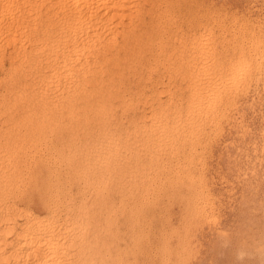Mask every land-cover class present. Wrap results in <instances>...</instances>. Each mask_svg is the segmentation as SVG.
Instances as JSON below:
<instances>
[{
    "label": "rangeland",
    "instance_id": "rangeland-1",
    "mask_svg": "<svg viewBox=\"0 0 264 264\" xmlns=\"http://www.w3.org/2000/svg\"><path fill=\"white\" fill-rule=\"evenodd\" d=\"M0 1H1L0 4L7 3L6 2L7 0L5 1L0 0ZM49 1L42 0L40 2L41 4L40 11L45 10L47 7V10L51 9L50 11H53V14L56 15V11L54 10L57 8L59 9L60 6L61 8L59 10H62V12L66 11L64 14L68 13V10L71 9V8H67L70 6L67 3H65L66 6L64 7L65 4L63 5V3H60L58 6V4L56 3H55L56 5H54V1L53 2H51V0ZM158 1L156 0L154 2L155 4L153 3L152 6L154 7L155 5L156 8L158 6L157 4L161 5L160 7L158 6L159 9L157 8L158 11L156 12L157 13L160 12V15L158 16V19L160 20V24L162 25L165 23V26L167 25V27H164V25H162L163 29L162 28L159 29L160 33L157 36L159 41L156 39L154 43L152 42L151 45L152 52L150 54H145V58L143 56L144 54H139L140 56L142 55V57L138 55L136 58L139 57V59L141 60L135 58L138 62H136V60L134 59V63H138V64H135L134 65L135 67H133L132 65L133 63H132L131 64L132 66H130L129 69L130 71L132 68V71L130 72L127 71L128 73L127 78L129 80V81L127 80V83L131 87L130 89L127 90L126 97H128L129 100L131 99V97L129 96H132L131 93L133 94V92L130 91H135L134 89L132 90V88L135 87L136 88L135 93L136 92L137 93L136 95L133 94L132 96L133 100H135L137 104V101L139 100L137 95H139V97L141 95L142 98L140 97L138 105L135 104V101H131V100H130L131 104L129 103L130 104L129 105L128 104L129 101H127L128 99H126L125 103L129 106L127 109L129 113H127V111L125 113L124 111L125 106L124 107L122 106L121 110L123 109V111H121L119 110L120 106H118L117 108V105L116 107L115 105H113V109L115 107L117 111L116 110L113 111V109L111 108L112 113L110 111L109 112L110 114L116 113L115 115L116 119L118 117L119 119L121 118V120L123 119L122 121L124 125H121L122 128L124 127L123 129H125L126 127L128 129L130 128L129 125H126L125 123L126 120L129 119L127 121V123L129 124V121L134 123L135 119H140L144 117L141 122L137 123V124L140 123L138 125L139 129L136 127L138 131L136 132V135L138 136L139 134L141 139L144 138L145 132L146 134L148 133L147 128L149 129L150 127V130L152 128L153 130H155L158 124L156 123L158 121L152 119L155 118V116H159L160 120L162 121L161 123L164 122L167 126V129L173 131L174 135L170 139L167 138L168 140L166 141H161V144L157 145L158 147L154 145L155 147L154 149L151 146H152V141L154 139L156 140V136L153 133L154 132L153 130H151L152 132L150 135L149 134L150 130H149V133L147 135L148 136L150 135L149 140L151 144L149 143L150 146L148 147L149 141H147V143L144 142L146 147H148L146 149V147H144L145 145H143L144 143L140 145L139 142V140H141L140 137L139 139H137L134 132H132L131 134L126 136V138L128 137V139L126 140L128 141L127 143L129 144V146H131L132 144L133 152H121L122 155H120L119 152L118 153L116 152V155L118 156L120 155V157L117 156V158H115L113 157L115 155L112 154L111 159L113 160H110L108 163L110 167L111 163L113 165L114 162L119 158L120 160H117L118 164L120 161L124 162L126 160L124 162V166L123 163L121 164V162L119 164L120 166L117 165V161H116L114 166L113 167L111 166L112 169L115 170L112 171L110 167L109 168L110 174L108 173L109 176H107L108 175L107 174L104 177L98 171L93 172L96 174H92V176L89 178L90 181L88 182L93 184L95 183L96 180H98V184L96 181V184L92 185L93 187L90 186L91 190H89V188L87 190L85 189L86 191H84V193L83 192L79 193L80 194L79 196L77 192H75L74 184H76L77 186L76 181H78L81 176H78L76 178L74 184L73 181L70 182L67 181V183L64 184L66 182L65 181L66 178L64 179L63 176L64 170L61 169V166L63 168L66 165L67 166L70 165L71 164L70 161L73 163L72 160L74 159L75 161L76 158L67 161L60 159L61 161L58 160V162L57 160L55 162V160L49 158L47 149L44 145L47 144L50 145L49 144L50 142L55 141L54 140L55 138L52 136H49L48 138L46 137L40 140V142L34 143V145L32 146L30 145V143L29 144L26 143V142H31L30 141L31 139L29 141L27 140L24 145L28 144L25 147V149L27 148L26 150L28 152H21L20 154L22 158L20 156L19 158L20 160H18L19 162L17 161L18 164L16 162L17 165H19L21 161H23V164L25 162L24 165L22 164L23 166L20 165L22 168H19L20 172H19V177L17 179V181L19 182L16 181L15 182L17 183L15 184L16 186L12 185V189L11 190L9 189L10 191H7L6 193L11 194L14 187H15L14 191H16L21 187L20 185H23L25 183L26 186L23 185V187H21L18 190V192L21 193V194L18 193L19 195L17 194V192L15 193L13 191L15 193L14 195L17 198L12 197L13 192L12 195H9L12 197V198L10 197L11 200L14 199V201L13 200L11 201L9 197L8 199L6 198L5 199L7 200V202H12L14 204L17 203V206L19 208L21 207L23 209H26L28 207V209H26L28 212H30L31 210V213L34 212L35 214H44L46 207L45 206L43 207V204L42 205L38 204L37 203L38 200H36V198H38V193H41L42 191H44L45 193L46 190H48V188L47 189L45 188L47 187L46 185L48 184L47 181H41L40 176L37 177L38 176L37 174L39 173V171L40 172L42 171V173L45 174L43 178L46 179L47 176L46 166L49 165L52 167L54 166L53 168H55L56 170L61 169V172H63L61 173V177H60L62 178V180L60 179L59 183L62 182L63 186L64 187L66 186L64 188L65 190L66 189L68 190L69 186L70 189L72 190V191L68 190L69 192H67L66 190L65 192V190L62 189L64 195L67 194L66 196H68V194L69 193L71 194L72 192L73 193L72 197H74L75 199L76 198L80 199L81 195L84 194L81 198L82 200L85 199V201L88 202V200L91 201L93 199L92 193L95 192V194L93 193V195L94 197H96L94 199H96L97 204L96 201H94L95 204L93 203V201L91 203L94 204L95 206L97 205V208L94 206V209L96 210L102 208L101 210H103L105 209L103 208V205L106 207L104 214L105 215L104 217L106 218L104 219L106 220L108 218L107 220L109 222L106 223L107 226L106 224L103 223V226L104 228L106 226L110 229L106 228L105 229L106 232L101 236L103 238H107L109 235L108 232H110L111 230L113 231L114 229L115 233L114 232L110 233L109 235L110 237H108V239L109 238L111 239V234L118 237L116 238L112 237L111 240H115L114 243L112 241V244H110L109 247L107 245L109 251L108 255H111L110 257L112 258H110L111 260L110 262L109 256L106 255L107 260L105 259V263L107 262L109 264L110 262V264H116L117 261L118 264L121 263L123 264L124 262H126L127 264L129 263L134 264L133 262L130 261L133 259L135 261V264H264V60H263L264 37L258 36V31H257L259 30L257 29L259 23L262 24V25L259 24L261 26V31L262 32L264 31L263 30L264 0H262L261 2H259L258 0H173V1L168 0L169 2L167 0H163V1L158 0ZM171 2H173V5ZM50 3L52 4L50 5ZM258 3L260 5L263 4L262 5L263 8L262 6H260L261 9L256 11L259 8ZM42 5L46 7L42 8ZM62 6L64 9L62 8ZM165 9L169 10L170 12L166 11ZM261 10L262 12H260ZM58 12L59 11H57V13ZM64 14L60 13L56 17H54V22L56 21V23L52 24L53 25V28L51 29L52 31L50 30L49 32L50 36H52L51 34L54 33L53 30L55 29L60 30L61 28H63L61 22L65 18ZM162 14H165V16H162ZM59 15L63 18L62 20L59 17ZM257 15L258 16L261 15V16L258 17ZM137 16L138 15L136 14V17ZM256 16L258 17V19ZM57 17L58 19L60 18L59 19L60 22H58L59 20L57 19ZM162 18L164 19L162 20ZM254 19L255 21H253ZM135 20L136 23L138 22V19L134 18L133 24L135 23ZM257 20H259V23H257ZM198 23L200 24V26L202 25L201 27L199 26L200 28L198 27V25H196ZM204 26L206 27L205 33H207L210 38L215 39V43L214 45L213 44L208 45V47L205 48V50H208L206 55L202 53H200L199 55H192L191 54L192 51L188 52L186 48H183V45L181 47L182 42L179 43L180 41H182L181 34H184L183 36H186L188 33L194 30L196 31L201 30V32H203ZM164 28L166 29L168 28L167 33H165L166 30H164ZM195 28H197L198 30ZM55 34L56 33H54V35ZM124 35L128 37L126 33H124ZM256 35L258 36V39ZM123 36L120 37L118 33L115 38L117 40L116 42L119 43L120 41L121 43L126 41L127 38L125 39V36L124 37ZM161 39L163 42L160 41ZM22 40H24V38ZM1 41H5V40H1ZM16 41L14 43L18 45ZM34 42L32 41L31 43ZM0 43L2 45L0 46L1 48L3 47V45L6 47L5 50L4 48H2V52H4V54H6L7 52L6 55H4L3 53L0 55L1 57L4 55L3 56L4 61L1 60L3 59V57L0 58L1 60L0 65L6 67V68H3V66L0 67L1 68L0 70L1 71L3 70L4 72L3 73L0 71V74H2L0 75V95H2L0 96V117L2 116L0 119L1 120L3 119L6 123L8 122L7 118H9L11 115L10 112L8 111L9 109L5 107V104L7 105V103L9 102V97H11L8 90L10 88L8 87L7 80L10 81L9 84L12 82V85H10V87L13 86L14 83L15 85H17L16 83H18V85L21 83L19 79H23L22 73L26 74V78L24 79L26 81L29 80L33 76L32 74L31 76L29 72L30 71L29 69L33 65L34 66L31 69L35 68L36 71H33L34 70L33 69L32 73L35 75L41 74L42 70L43 69L45 70L48 67H46L47 65L44 66L45 68L42 67L43 65L40 66L38 64V62L40 63L39 60L43 59L44 56V59L41 60V62H43L42 64L44 63L48 64L49 62H51L52 61L51 58L53 57V54L55 56V53L58 52L56 51V49L59 46H57V48L56 47L54 48L56 52L53 50V52L55 53L51 54V57L49 56L50 53H45V52L41 53V55L43 54V56L41 55H38L37 57L35 56V59L37 60V62H35L34 56L31 57L30 59L27 58V55H29V53H27L28 49L26 46L24 47V49H22V52L23 50L25 51L26 49L25 53L23 52V55L25 54L26 56V58L24 59L25 56L23 57L21 53V49L20 51L18 49L17 50L18 52L16 51V49L14 50V48H20V47L13 46V44H11L13 42L6 41V44L10 43L9 46L7 45L8 47L4 44V42H0ZM24 43L26 45V41ZM156 43L157 45H155ZM9 47H11L16 53H18L17 55L21 53L20 55L23 57V59L20 58V55L18 59L17 58L18 56L14 55L15 52L13 51L14 52L13 53L12 49ZM8 50L9 51L11 50V52L8 53ZM239 50H243L244 52L251 50L250 53L255 55H256L255 53L256 51L258 53L256 56L257 57L256 62H253L251 64L249 62V66H250L249 71L246 73L239 74V75L243 74L245 79H243L242 82H239L241 85L238 83L237 88L233 90L236 91V93H233V91L231 92V96L233 94L232 98L230 94H227L225 96L224 101H221L217 95L216 97L213 98V104L209 108L200 107L193 112V117L189 118L190 115L188 114L190 112L187 111V105L190 103V99L192 98L191 96L193 92L202 91V89H204L203 88L204 86L206 85L209 86L211 80L220 74V70H221L220 63L223 60V58L226 57L227 58L226 61L228 62V58L231 57L234 52H238ZM185 51H187L188 53ZM261 51L263 52V55ZM44 54H46L48 57ZM155 54H157V56H154ZM11 55H14L13 57L15 60ZM147 55L150 57L149 61H147L148 60ZM152 55L154 57V60L156 59L155 61L151 60L153 59V57H151ZM8 57H11L10 59L11 60L13 59L12 61L19 62L20 63L19 66L22 65L23 67V68L21 67L22 69L20 68L21 71L20 70L16 71L17 76H15V72L12 73L10 71L11 70L10 63L12 61L7 62V60H10L8 59ZM16 58L18 61L16 60ZM29 60L34 61V63ZM142 60L148 62L150 67L149 66L147 67L148 64L147 63H146L147 65L144 64ZM24 62H26V64ZM141 62L145 66L142 65V67H140ZM152 62L154 63L152 64L151 67ZM23 64L26 66H23ZM50 64L51 63H49L48 66ZM8 65L10 66V69H8L9 68ZM28 65L29 66L31 65V67H29ZM24 67H27L28 69ZM40 68L42 69L41 73L40 71L37 70V69L40 70ZM148 68H152V69L148 70ZM23 69H25V71H23ZM140 71L142 73V76ZM6 72L8 73L10 72L12 76L10 73L6 74ZM19 72L21 75L19 74ZM132 72L133 73L135 72L134 77L132 75ZM137 72H138V76L140 75L139 77L136 76ZM18 75H20V77ZM147 75H149L148 77L150 78L143 81L144 79L142 78L143 77L145 78V76L147 77ZM247 75L249 76V78L246 80ZM28 76H30V78ZM135 76L136 78H139V80L141 79L140 85H142V87L144 86L149 87L151 81L153 82V84L151 83L152 87L150 85V88H146V91L144 88L140 87V85L136 84L137 85L136 87L134 83H136V80L138 79H136ZM251 77L254 78L250 81L249 79H251ZM1 78L3 79V81ZM14 78H15V82L13 83L14 80L11 81V79ZM130 78L131 80L136 79L135 82L131 81ZM4 80L6 81L4 82ZM130 82H133L132 83L133 85L130 84ZM144 82H146L145 83L146 85L144 84ZM3 84L5 87L3 86V88H1ZM6 86L8 89L6 88ZM138 87L139 89L144 90L143 95L141 90L138 89ZM137 90H139V92L141 93H138ZM127 94L129 96H127ZM147 95H151L152 97L156 95V97L155 96L154 97L156 101L158 100L159 104L158 103L155 104L154 100H151L152 99L151 96L150 97L148 96L149 97L148 98ZM234 95L237 96L234 97ZM135 96L136 99L134 98ZM30 99L31 98H29L28 100V98H26L25 101L26 102L28 101L27 103L32 102V100ZM149 99L151 100V102L149 101ZM6 100H8L7 103ZM146 100L149 102L147 106L145 105L147 103ZM26 102H24V104L22 105L23 107L25 106ZM151 105L154 107H152ZM130 106H132L133 108L132 110L130 109ZM21 107H19L20 110ZM151 109H153L154 111ZM20 110L17 108L18 112ZM134 110L138 111V113L140 111L139 113L140 118L137 117L138 113L135 112ZM119 111H121L125 116L126 114L129 115V117L132 116L131 118L132 119L134 118L133 119L134 121H131V119L128 117H125V119L126 118L127 119L124 120V116L121 115V112L120 115L118 114ZM131 111H134V113ZM112 116L110 115V117ZM149 116L152 117L151 119L153 121L152 120H149L150 122L148 121ZM76 117L80 118L78 114ZM79 118L75 120V122L78 121ZM115 118L113 117V119L110 120L114 122ZM119 119H117L116 124L120 126L121 120ZM67 120L66 118H64V121H62L63 126L60 125L62 126V128L65 127L64 124L67 126H70V124L77 125V123L74 122V119L73 122L69 121L68 124H66ZM136 122L137 121H135V123ZM143 122H145V124ZM146 122L147 123L149 122L152 126H150L148 123L149 127L147 125L145 126L147 128H145L144 125L147 124ZM5 123L3 122L0 124V130H1L0 132H2L4 128H6L5 127L6 125L3 126ZM112 124L113 126L116 125L115 123ZM74 125L73 127L76 128L77 126ZM21 127L22 130L21 132L20 131L19 132L22 134L24 132V128L23 126ZM59 129L57 128V130L55 129L53 132H58ZM63 129L65 130V128ZM15 130L17 132L20 129L17 130L16 128ZM78 130L80 132V129ZM78 130L76 129L77 133H75V138H76L75 140L79 141L80 142L79 144L81 145V143L84 141V138L82 137V130L80 133L78 132ZM140 130L142 131V133H140L141 132ZM19 132L16 134L18 135ZM64 133H66V131H64ZM152 133L155 136V138H153ZM21 134L18 136H21ZM76 134H78L77 135L78 137L76 136ZM63 137H65V135ZM46 139H48L49 143L47 142ZM153 143H155V141H153ZM29 146H30V151H29ZM33 146H36L38 149L36 148L34 149ZM147 150H149L150 152ZM41 151L43 152V154ZM25 153H28V155L27 154L25 155ZM29 159H31V161ZM68 161L69 163H67ZM29 162H30V166H29ZM31 162L33 165L31 164ZM58 163L59 165H56ZM25 165L26 167H28L27 169H29L30 175L28 172H26L28 170L26 169ZM43 165L45 169L44 167H41ZM121 165L123 166L124 171L123 168L119 169ZM116 166L118 167L115 168ZM125 167H127L128 169ZM126 170L129 171L127 172ZM111 172L112 173L115 172V177L113 176L114 174H111ZM26 173L28 174V177L25 176L27 175ZM98 173L100 174V176L98 175ZM117 173H119L120 175L116 179V175L118 176ZM125 174H127L128 176H126ZM97 175H98V179L96 177ZM111 175L114 178H112ZM121 175H123L124 177ZM120 176H121V180H120ZM100 177L102 179L104 178V180L102 179H101L102 181L99 180ZM106 177L112 178V179L109 178L112 185L111 187L109 184V179ZM105 178L108 179V181ZM20 179L25 182L21 181ZM122 181H124V184ZM103 182L105 183L103 184ZM120 182L122 184H120ZM38 183L40 184V186ZM80 183L81 182L79 180L78 185ZM118 183H119V187H118ZM32 185L34 186V188L36 187V191L34 190V188L33 190H31L32 188L30 187ZM94 185L96 189L94 188ZM96 185H98L101 189ZM121 185L123 187H121ZM101 186H103L104 188ZM108 186L109 189L113 188V191L109 190ZM113 186L115 187V190ZM122 188L124 189V191H121L123 190ZM98 189H100L101 191L99 190L98 192L97 191ZM116 189L117 192H115ZM104 190L108 192L107 198L105 197L106 194L102 193ZM27 192L28 195L30 194L28 197H27ZM113 192H115L116 194ZM61 193L58 194L61 195ZM86 193L88 198L87 200L85 198ZM89 193L91 195H89ZM112 193L113 196H110L112 195ZM17 195L19 196V198ZM6 196L4 195V197ZM88 196H90V199ZM97 196L99 198H97ZM102 196L103 199L105 200L104 202L106 205L103 204L102 201L100 200ZM124 197L126 198V200H124L125 199ZM5 199L4 201H6ZM26 200L27 202H25ZM118 201L119 203L122 201L120 203L121 205L118 203ZM99 202L102 203L101 204L102 207L100 206ZM123 202H125V204ZM19 203L20 205H18ZM25 203L26 204L28 203L27 206L25 205ZM109 203L110 205L113 203L112 206H110L112 209L111 211L110 209L109 211H107L109 207ZM123 204L125 205L126 208L123 206ZM113 205L114 207H116V209L117 208L118 209L117 210L115 208L113 209L112 208ZM0 207L2 209V205H0ZM35 208L36 211L34 210ZM119 209L120 211L123 210V213L120 212ZM136 209L140 210V212L137 211L138 212L137 213ZM107 212L109 213L114 212L113 216L112 213H110L111 216L110 214H108V216H110L108 217ZM0 213L3 212L0 211ZM120 213H122V215ZM116 215L118 216V218L116 219L117 222L119 221L118 223L116 222V220L112 221V219L117 217ZM124 215L125 217H123ZM120 216H122L123 219L125 218L124 219L125 221L127 217V222L128 219L129 221H131L130 224H132L133 221L137 220L138 218L139 219L137 220V223L135 221V223H133L134 225L132 224L133 227H131L129 223L127 226V222L125 223L124 220L120 218ZM110 219L112 222L110 221ZM123 222L126 225H124ZM119 223L121 225H118ZM135 224L140 225L138 226L137 230ZM120 227H122V229ZM127 227H131L132 229L135 228L133 229L134 235L131 236V234L133 233L132 229ZM124 228L126 230H123ZM135 230L138 232L137 235L138 241L137 239L136 240L133 239V236L134 237L136 236ZM119 231L121 233H118ZM122 232L126 236L123 234L124 237L121 240L125 241V243H127L126 245L123 241L122 243L120 240V238L122 237ZM129 236L132 238L131 240H129L130 239ZM116 239L118 242H116ZM121 243L124 244L125 246L123 250L125 251L127 258H125L124 252H120L118 250L124 247ZM116 244H118L117 249H116ZM114 249L116 254L114 253ZM135 249L137 250V252L135 251ZM128 250H130L131 254H127L129 253ZM133 251H135L134 255H133ZM121 253H123L124 255L123 254L121 255ZM132 255L134 257H131ZM116 258H118V260H116ZM121 259H123V262ZM125 259L127 260L125 261ZM119 260H121V262ZM96 263L99 264V261Z\"/></svg>",
    "mask_w": 264,
    "mask_h": 264
},
{
    "label": "bare ground",
    "instance_id": "bare-ground-1",
    "mask_svg": "<svg viewBox=\"0 0 264 264\" xmlns=\"http://www.w3.org/2000/svg\"><path fill=\"white\" fill-rule=\"evenodd\" d=\"M41 1L42 0H7L6 1L7 3L0 4V42H4V44L6 46L7 45L9 46V44H10V43L6 44V41L7 42H9V41L13 42V43H11V44H13V46L20 47V48H14V50L16 49V51H17L19 49V51H20V49H21L22 55H23V52L25 53V51H26V49H25V51L23 50V52H22V49H24V47L26 46L28 49L27 53H29V55H27L28 59H30L33 56L35 59V56L37 57L38 55H41V53H43V52L50 53L49 56L51 57V54L58 51L55 53V56L53 54V57L51 58L52 61L49 62V63H51L49 66H48L49 63L48 64L44 63L45 65L42 64L43 62H41V60L44 59L43 54L41 55V56H43V59H41V60H39L40 58L38 59L40 61V63L38 62V64L40 66L43 65L42 67H44L47 65L46 67H48L45 70L44 69L42 70L41 69L42 67L40 68V70L37 69L38 71H40V73L42 70L41 74L35 75L32 73L33 71H36L35 68H33L34 70L31 69L34 66L32 64L33 65L32 67H31V65L30 66L28 65L29 67H31L29 69L30 75L31 74L33 75V76L31 75L32 76L31 78H30V76H28L30 79L27 77L29 80L26 81L24 79V78H26V74H23V73H22V75H23L22 77H23L24 81H23V79H19L21 81V83L19 82L20 83L19 85H18V83H16L17 85H15V83H14L15 78H14V79H11V81L14 80L13 81L14 84H13V86L10 87V85H12V82L9 84L10 81L7 80V82H8L7 84H8V87L10 89H8L7 86H6V88L9 90V94L11 95V97H9L8 103H7L8 100H6L7 105L5 104V107H7L9 109L8 110L6 108L10 112L11 115L9 118H7L8 122H6V123L3 119L2 120L0 119L1 123H3V122L5 123L3 126L6 125L5 126L6 128L3 127L5 130L3 129V131L0 132V205H2V209L0 207V211L3 212V213H0V264H97L96 262H98V261H99V264H108L107 262L105 263V259L107 260L106 255L109 256V260H110V258H112V257H110L111 255H108L109 254L108 247L110 244H112V241H113V243L115 241V240H111L112 237L116 238L118 236H114L113 234H111V239L110 238L108 239V237H110L109 236L110 233H113V232L115 233V230L113 228H112L113 231L109 230L110 232H108L109 235L107 238H103L101 236L102 234H104L106 232L105 231L106 228L110 229V228L106 227L107 226L106 223L109 222L107 220L108 218L106 220L104 219V218H106V217H104L106 207L103 205V208H105L103 210H101L102 208H99L96 210L94 209V206H95L94 201H96V199H94V198H96V197H94L93 193L95 194V192L92 193V197L94 200L91 198L92 200L91 201L88 200V202L85 201V199L82 200L81 197L84 194L81 195L80 199H77V198L75 199L74 197H72V194H73L72 192H71V194L69 193L68 196H66L67 194L64 195L63 190H65L64 188L66 186L64 187L62 182L59 183V180L60 179L62 180V178H60L61 173H63V172H61V169L64 170V173H63L64 179L66 178L65 183L63 180L64 184H66L67 181L68 182L73 181V184H74V181H76V178L78 176H81L79 179L81 183L78 185V182H79V180H78V181H76L77 186H76V184H74L76 187L73 185L75 192H77V194L79 196L80 195L79 193H82V192L84 193V191H86L88 188H89V190H91L90 186H92L93 184H96V181L98 184V180H96L95 183H93V184L88 182V181H90L89 178L92 176V174H96L93 172L98 171L104 177L110 172L109 168L111 166L113 167L117 160H120L118 158L114 162V164L112 165V163H111V166L109 167V165H108L109 161L113 160V159H111L112 154L115 155L113 157L117 158L118 155H116V152L117 153L119 152L120 155H122L121 152H133L132 144H131V146H129V144L127 143L128 141L126 140V139H128V137L126 138V136H128L129 134L134 132L137 139H139L140 136L138 133H137L138 134V136H137L136 132H138L137 128L139 129L138 125L140 123L139 124H137V123L141 122L144 117L140 118V114H139L140 111L138 113V111L134 110L139 115V116L137 115V117L140 118V119H135V121H137L135 123V121L133 120L134 118L133 119L131 118L132 116L129 117V115H127V114L125 116L121 112V111H123V109L121 110L122 106L123 107L125 106V108H126L127 104L125 102H126V99H128V97H126V93H127V90L130 89V87H131L127 83V80H128L127 71H129L130 66L133 65V67H135L134 65L138 64V63H134V59L139 54H144L143 56L145 58V54H150L152 52L151 45H152V42L154 43L156 41V39L158 40L157 36L160 33L159 29L160 28L163 29L162 25H164V27H167V25L165 26V23L161 25L160 20L158 19L160 12L157 13L156 11H158L157 8L159 9V7L161 5L156 3L159 7L157 5H156L157 6L156 8H155V5H154V7L152 6L156 0H154V1L153 0H51V2L54 1V5L58 4V6H59L60 3H63V5L65 3H67L71 6V7L70 6L67 7V8H71V9H69V10L66 9V10H68V13H66V14H64L66 11L63 10L64 12H62V10H59L61 8V6L59 9L57 8L58 10L55 9L56 8L55 7L54 11H56V15L53 14V11H50L51 9L47 10V7L44 5H42V8L46 7V9L43 11H40L41 10L40 9L41 8L40 7ZM161 1H163V0H161ZM258 1L261 2L262 0H258ZM158 2H160V1H158ZM45 3H47V2H45ZM171 3L173 5V2H171ZM51 4L52 3H50V5ZM263 4H261V5L259 4V8L256 11L260 10L261 9L260 6H262ZM65 6H66V4L64 5V7ZM187 6H189V5H187ZM170 7H171V5H170ZM38 8H39V10H38ZM62 8H63V6H62ZM262 8H263V6H262ZM165 10L169 11L167 9H165ZM262 10L260 12H262ZM57 11H59L60 13L65 15L64 19L59 15L61 20L63 19L61 22L63 25L62 26L63 28L60 29L61 31L56 30V29H55L56 31L53 30V32L56 34L54 35V33H53V34H51L52 36H50L49 32L53 28L52 24L56 23V21L54 22V17H56L58 14H60L59 12L57 13ZM162 13H164V12H162ZM263 13H264V11H263ZM136 14L138 15L137 17H136ZM165 14H162V16H165ZM53 15H55V16H53ZM64 15H62V16H64ZM260 16H258V17H260ZM258 17H257V19H258ZM134 18H137L138 22L136 23V20H135V23L133 24ZM57 19H58V17H57ZM163 19L164 18H162V20ZM253 21H255V19ZM58 22H60V20ZM199 23L196 24V25H198V27L200 26ZM257 23H259V20H257ZM263 23H264V20H263ZM259 24H261V23H259ZM259 24H258V26L256 24L257 29H259V30L256 29L258 31V36L264 37V33H263L264 31L263 32L261 31V26ZM253 25H254V23H253ZM55 26H56V24H55ZM203 28H202L203 32H201V30H199V31L194 30L190 33L187 32L188 34L186 36H183L184 34H181L182 36L180 35L182 37V41L179 42V43L182 42L181 47L183 45V48H186L188 52L192 51L191 52L192 55H199L200 53L206 55L208 50H205V48L208 47V45H212V44L214 45V43H215V39L210 38L209 35L207 33H205L206 27L204 26ZM192 29H194V28H192ZM195 29H197V28H195ZM164 30H166L165 33H167L168 28L167 29L164 28ZM187 31H188V29H187ZM257 31H256V33H257ZM118 33H119L120 37L123 36L124 33H126L128 35V37H126L124 35L125 39L127 38L126 41L121 42V43L119 41V43H117L116 42L117 40L115 38H116V35ZM164 36H165V34H164ZM258 36L256 35L257 39H258ZM23 38H24V40H22ZM150 38H151V40H150ZM1 40H5V41H1ZM183 40H184V42H183ZM15 41L17 42L18 45H16L14 43ZM22 41H24V42L26 41V45ZM32 41L33 42L35 41V42L31 43ZM160 41H162V39ZM155 45H157V43ZM0 46H2L1 43H0ZM57 46H59L60 48L58 47L59 48L58 49ZM55 47L58 50L56 49V51H55V49H54ZM2 48H4V50H5L6 47L3 45ZM2 48L0 47V50H1L0 55L2 53L4 54V52H2ZM9 48H11V47H9ZM159 49H161V48H159ZM14 50L12 49V52ZM53 50L55 52H53ZM162 50H163V48H162ZM187 51H185V52H187ZM250 51L251 50L244 52L243 50H239L238 52H234L232 54V56L228 58V62L226 61V59H227L226 57L223 58V60L220 63L221 64L220 65V67H221L220 68L221 69L220 74L217 77L213 78L212 80L210 79L211 82L209 80V82H210L209 86L208 85L204 86L203 87L204 89H202V91H194L193 92V94L191 96L192 98L190 99V103L187 105V111L190 112L188 114V115H190L189 118L193 117V112L195 110H197L198 108H200V107L209 108L213 104V98L216 97L217 95L221 101H224L225 96L227 94H230V96H231V92L237 88L238 83L242 82L243 79H245L243 74L242 75H239V74L248 72L249 67H250L249 62L251 64L253 62H256V60H257L256 56H257L258 52L256 51L255 52L256 55H255V54L250 53ZM9 52H11V50L10 51L8 50V53ZM159 52H160V50H159ZM15 53H14V55L18 56L17 58L19 59V55L21 53L19 55H17L18 53H16V54ZM6 54H7V52H6ZM6 54H4V55H6ZM14 55H11V56L13 57ZM44 55H46V54H44ZM262 55H263V52H262ZM24 56H25V54L23 55V57ZM147 56H146V58H147ZM154 56H157V54H155ZM2 57L0 56V58H2ZM23 57L20 55V58L23 59ZM140 57H142V55ZM151 57H153V55ZM10 58L11 57H8V59H10ZM17 58H16V60H17ZM25 58H26V56L24 57V59ZM149 58L150 57L148 56V60L147 59L146 60L149 61ZM13 59H14V57H13ZM45 59H47V58H45ZM136 59H139V57ZM1 60L4 61V57ZM1 60H0V62H1ZM12 60L11 59L7 60V62L12 61ZM48 60H49V58H48ZM139 60H141V59H139ZM144 60H142L144 62V64H146V63L148 64V62H146ZM151 60H154V57ZM263 60H264V57H263ZM29 61H31V60H29ZM31 62L34 63V61H31ZM35 62H37L36 59H35ZM136 62H138V61L136 60ZM24 63L26 64V62H24ZM153 63L154 62L151 63V67H152ZM10 64H11V70L10 71L12 73L15 72V76H17L16 71L17 70L19 71L20 68L22 67V65L19 66L20 63L16 62V61H12ZM140 64H141L140 67H142V65L145 66L144 64H142V62ZM1 66H3V65H0V67ZM23 66H26V65L23 64ZM148 66H149V64L147 65V67ZM8 67L7 68L10 69L9 65H8ZM27 67H24V68H27ZM3 68H6V67L3 66ZM151 69L152 68H148V70H151ZM23 71H25V69H23ZM130 71H132V68ZM1 72H3V70ZM135 72L134 73L132 72L133 77L135 75ZM7 73L8 72H6V74ZM140 73H141V71H140ZM19 74H20V72H19ZM0 75H2V74H0ZM20 75H18V76L20 77ZM252 75H254V74H252ZM3 76H4V74H3ZM11 76H12V74H11ZM136 76H138V72H137ZM136 76H135V78H136ZM141 76H142V73H141ZM148 76L149 75H147V77ZM5 77H4V79H5ZM147 77L146 76H145V78L143 77L142 78V79H144L143 81L150 78V77H148V78ZM9 78H10V76H9ZM248 78H249V76L247 75L246 80ZM253 78L251 77V79H249V80L251 81ZM7 79H8V76H7ZM136 79H138V80H136ZM136 79H135L136 83H134V84L137 87V85H140L141 79L140 80H139V78H136ZM130 80H131V78H130ZM135 80L132 79L131 81L135 82ZM2 81H3V79H2ZM5 81L6 80H4V82ZM147 81H149V80H147ZM133 82H130V84H132ZM145 83L146 82H144V84ZM151 83L153 84L152 81H151ZM151 83H150V85L152 87ZM150 85H149V87H147V86L142 87V85H140V87L144 88L146 91V88H150ZM3 86H4V84L2 85L1 88H3ZM133 89L136 91L135 87L132 88V90ZM138 89H139V87H138ZM139 90H141L142 95H143L144 90H142V89H139ZM139 90H137L138 93H141V92H139ZM135 91H130V92H133V94L136 95L137 92L135 93ZM233 93H236V91H233ZM128 94H127V96H129ZM133 94L131 93L132 96H133ZM0 96H2V95H0ZM132 96H129V97H131L130 100L135 101V100H133ZM137 96L140 100L141 95H140V97H139V95H137ZM148 96L150 97L151 95H147V97ZM154 96L156 97V95H154ZM154 96L153 97L151 96V98H152L151 100H154L155 104L156 103L159 104L158 100L156 101ZM232 96H233V94H232ZM232 96H231V98H232ZM236 96L234 95V97H236ZM26 98H28V100H29V98H31L30 100H32V102L27 103L28 101L27 102L25 101ZM134 98L136 99V96ZM1 99H3V98H1ZM130 100L129 99L127 100V101H129L128 104L129 103L131 104ZM139 100L137 101V104L135 101L136 105H138ZM151 100L149 99L150 102H151ZM24 102H26V103H25V106L23 107L22 105L24 104ZM147 104H149L148 101L145 105L147 106ZM155 104H153V105H155ZM113 105H115V107L117 105V108H118V106H120L119 110H121V111H119L118 114L120 115V112H121V115L124 116V120L127 119V118L125 119V117H128L131 119V121H134V123L129 121V124H128L127 121L129 119L126 120L125 123H126V125H129V127H130L129 129L126 127L125 128L126 130H125V129H123L124 127L123 128L121 127V125H124V123L122 121L123 119L121 120V118L119 119V117L117 119L121 120L120 126L118 124H116L117 123V119L115 118L116 113L110 114V112L112 113L111 108L113 109ZM19 107H21V110ZM115 107H114L113 111L114 110L117 111V109ZM128 107L129 106L127 105V108L126 109L124 108L125 113H126ZM152 107H154V106H152ZM17 108L20 110L19 112L17 111ZM130 109L131 110L133 109L132 106H130ZM153 109H151V110H153ZM134 111H131V112L134 113ZM9 112H7V113H9ZM16 112H18V113H16ZM127 113H129V112L127 111ZM77 114L80 116V118L78 117L79 120L75 122V120L78 119L76 117ZM110 115L111 116L114 115V116L110 117ZM73 117H75L76 119ZM113 117L115 118L114 122L112 120H110V119H113ZM149 117H148V121L152 120V119L158 121V122L155 121L156 123H158L157 126L155 125L156 126L155 130H153V128L151 129L154 131L153 133L156 136V140L155 139L153 140V141H155V143H153V141L151 140L152 141L151 147H153L155 149L154 145L156 147H158L157 145L161 144V141H166V140H168L167 138L170 139L174 135V132L171 131L170 129H167V126L164 122L161 123L162 121L160 120L159 116H155V118L157 117L158 119L157 118L155 119L152 117L149 118ZM64 118H66V120L68 119L66 124H68L69 121L73 122V119H74V122L77 123V125H74V124L71 125L70 124V126H67L64 124V126H65V127H63V128H65V130H64L62 128V126H63L62 121H64ZM112 123H115L116 125L113 126ZM131 123H133V124H131ZM143 123L145 124V122H143ZM148 123L146 125H144V127L147 126ZM60 125H62V126H60ZM73 125L77 126V127L74 128ZM149 125L152 126L150 123H149ZM149 125H148V127H149ZM21 126H23V128H24V132L22 134L20 133L22 130ZM16 128H17V130L18 129H20V130H18L16 132V130H15ZM57 128L58 129L60 128L59 131L53 132L55 129L57 130ZM145 128H147V127H145ZM145 128H144V130H145ZM76 129L77 130L80 129V132L82 130V137L84 138V141L81 143V145L79 144L80 143L79 141L75 140L76 139L75 133H77ZM147 130L149 133L150 127H149V129L147 128ZM151 130L149 133L150 135L152 132ZM64 131H66V133H64ZM142 131H143V129H142ZM142 131L140 133H142ZM15 132L16 133L19 132L18 135L21 134V136H18ZM78 132H79V130H78ZM153 133H152V135H153ZM147 134L145 132L144 138L141 139V137H140L141 140H139V142H140V145H142L144 142L147 143V141H149L148 142V147H149L151 144L150 140H149L150 135L148 136ZM64 135H65V137H63ZM77 135L78 134H76V136ZM49 136H52L55 138V139L53 138L55 141L50 142V143H49L48 139H46L50 145H48V144L44 145L47 149L49 158L55 160V162H56V160L58 162V160H60V159L67 161V160H72L73 158H76V160L74 161V159H73L72 160L73 163L70 161L71 164L68 166L66 165L63 168L61 166V169H59V170L58 169L56 170L55 168H53L54 166L52 167L48 163L49 166H46V175H47L46 179L43 178V176L45 174L42 173V171L41 172L39 171V173L37 174L38 175L37 177L40 176L41 181H47L48 185H46L47 187H45V188L46 189L48 188V190H46L45 193H44V191H42L41 193H38V198H36V200H38V202H37L38 204H41V205L43 204V207L45 206L47 209L45 208L44 214H35L33 211H32L33 213H31V210H30V212H28L26 210V209H28V207L26 209H23L21 207L19 208L17 206V203L14 204L12 202H7L6 199H8V197L9 198L11 197L9 195H12V192L14 191L15 187L13 188V191L11 192V194H9V193L7 194L6 192L10 191L12 189V185L17 184L15 182L17 181V179L19 177V172H20L19 168H22L20 165L23 164V161H21L22 163L20 162L19 165H17V164L19 162L18 160H20L19 159L21 156L20 153L21 152H28L26 150L27 148L25 149L26 145H28L30 143V145L32 146V145H34V143L40 142V140H42L46 137L48 138ZM155 136L153 135V138H155ZM82 137H81V139H82ZM142 137H143V135H142ZM27 140L28 141L30 140L31 142H26ZM129 141H130V138H129ZM25 142L28 144L24 145ZM43 142H44V140H43ZM143 145H145V143ZM44 146H43V148H44ZM33 147H34V149L35 148L38 149L36 146H33ZM144 147H146V145ZM148 147H146V149ZM41 148H42V146H41ZM130 150H132V151H130ZM149 150H147V151H149ZM29 151H30V146H29ZM151 151H152V148H151ZM134 152H135V150H134ZM155 152H156V150H155ZM26 154L28 155V153H25V155ZM42 154H43V152H42ZM120 155L118 157H120ZM21 158H22V156H21ZM122 158H123V156H122ZM29 160L31 161V159H29ZM32 161H33V159H32ZM16 162H17V164H16ZM27 162H28V160H27ZM46 162H47V160H46ZM49 162H50V160H49ZM120 162H121V164L123 163V166H124V162H122V161H120ZM120 162H119V164H120ZM67 163H69V161ZM24 164H25V162H24ZM31 164H32V162H31ZM119 164L117 161V165H119ZM56 165H59V163ZM29 166H30V162H29ZM123 166L121 165V167L119 169H122ZM25 167H26V165H25ZM41 167H44V165ZM58 167H60V166H58ZM112 167H111V170L112 171L115 170V169H112ZM117 167L118 166H116L115 168H117ZM127 167H125V168H127ZM27 168L28 167H26V169ZM31 168H33V167H31ZM44 169H45V167H44ZM24 170H25V168H24ZM27 170L28 171H26V172L29 173V169H27ZM117 170H116V172H117ZM123 171H124V168H123ZM126 171L128 172L129 170H126ZM118 172H120V171H118ZM99 173H98V175L100 176ZM109 174L107 176H109ZM111 174H114L113 176L115 177V172L114 173L111 172ZM117 174H118V176L116 175V179L120 175L119 173H117ZM29 175H30V173H29ZM32 175H31V177H32ZM98 175L96 176L97 179H98ZM125 175L128 176L127 174H125ZM25 176L28 177V174ZM25 176H24V178H25ZM113 176H112V178H114ZM121 176H123V175H121ZM121 176H120V180H121ZM106 178L109 179L111 177H106ZM94 179H95V177H94ZM101 179L102 178L100 177L99 180H101ZM108 179H106V180L108 181ZM102 180H104V178ZM21 181H23V180H21ZM17 182H19V181H17ZM23 182H25V181H23ZM38 182H40V181H38ZM92 182H93V180H92ZM113 182H114V180H113ZM122 182L124 184V181H122ZM104 183L105 182H103V184ZM103 184H101V185H103ZM109 184L111 187L112 185H111L110 179H109ZM120 184H122V183L120 182ZM23 185L26 186V183ZM23 185H20V186L23 187ZM33 185H34V183H33ZM32 186L30 187V188H32L31 190H33V188H34V186L33 187ZM39 186H40V184H39ZM96 186L99 187L98 185H96ZM17 187H18V185H17ZM17 187H16V189H17ZM42 187H44V186H42ZM101 187H103V186H101ZM118 187H119V183H118ZM121 187H123V186L121 185ZM94 188H95V185H94ZM94 188H92V189H94ZM19 189H17L14 192L15 193L17 192V194H18ZM100 189H98L97 191L99 192ZM108 189H109V186H108ZM34 190L36 191V187L34 188ZM66 190H65V192H66ZM68 190L69 191L71 190L70 186H69ZM68 190H67V192H69ZM109 190L113 191V188L109 189ZM114 190H115V187H114ZM104 191L102 193L106 194L105 197L107 198L108 192L105 191V193H104ZM121 191H124V189ZM14 192H13V195L15 194ZM115 192H117V189ZM115 192H113V193H115ZM4 193H6V194H4ZM31 193H32V191H31ZM58 193H61V195ZM87 193H86V197L84 196L86 198V200L88 199ZM113 193L110 196H113ZM19 194H21V193H19ZM33 194H35V193H33ZM110 194H111V191H110ZM118 194H120V193H118ZM123 194H124V192H123ZM4 195L5 196L7 195V196L4 197ZM13 195H12L13 198L16 197L15 195L14 196ZM29 195L27 192V197ZM89 195H91V194L89 193ZM98 196H97V198H99ZM103 196L100 200L102 201L103 204H105V202H104L105 200L103 199ZM88 197L90 199V196H88ZM11 198H10V200H11ZM18 198H19V196H18ZM120 198H121V195H120ZM4 199L6 201H4ZM108 199H109V197H108ZM116 199H118V198H116ZM12 200L14 201V199H12ZM110 200H112V199H110ZM124 200H126V198ZM92 201L94 204H91ZM119 201H118V203H119ZM25 202H27V200ZM32 202H33V200H32ZM102 203H100L101 207H102V205H101ZM123 203L125 204V202H123ZM27 204L25 203L26 206H27ZM96 204H97V201H96ZM112 204L110 205V203H109V207H108L107 211H109V209H110V211L112 210L110 207V206H112ZM124 204H123V206L125 207ZM18 205H20V203ZM123 206H122V209H123ZM95 207L97 208V205ZM98 207H99V204H98ZM112 208L116 209V207H114V205ZM34 210L36 211V208ZM119 211H120V209H119ZM137 211L140 212V210L136 209V212ZM120 212L123 213V210ZM110 213H112V212H110ZM110 213L107 212V216ZM113 213H112V216H113ZM122 213H120V214L122 215ZM118 214H119V212H118ZM125 215L123 217H125ZM110 216H111V214H110ZM110 216H108V217H110ZM123 217L120 216V218H122V220L125 219V218L123 219ZM117 218H118V216L116 218L112 219V221L116 220ZM135 219H137V218H135ZM137 220H135L136 223H137ZM110 221H111V219H110ZM135 221H133V223H135ZM116 222H117V220H116ZM124 222L125 223L127 222V217H126V221L124 220ZM130 222L131 221H129V219H128L127 226H128V223L130 224ZM103 223L106 224L105 228L103 226ZM125 223H124V225H126ZM115 224H114V226H115ZM132 224H130L131 227H133V225H134V224L133 225ZM118 225H121V224L119 223ZM135 225H136V230H137L138 226H140V225H137V224H135ZM109 226H110V223H109ZM122 227H124V226H122ZM122 227H120V228L122 229ZM131 227H127V228H131ZM115 228H117V227H115ZM133 229H135V228H133ZM133 229H132V232H133ZM123 230H126V229L124 228ZM118 233H121V232L119 231ZM123 234L124 233L122 232V237L120 238V240L124 237ZM132 235H134V232L131 234V236ZM135 235L136 236L135 237L133 236V239L136 240L137 235H138L137 231H136ZM120 236H121V234H120ZM131 239L132 238L130 237L129 240H131ZM120 240H119V243H120ZM122 241L123 240H121V242ZM137 241H138V239H137ZM116 242H118L117 239H116ZM123 242L125 243V241H123ZM135 243H136V241H135ZM138 243H137V245H138ZM121 244H120V246H121ZM126 244L127 243H125V245ZM107 245H108V247H107ZM117 245L118 244H116V249H117ZM122 245L124 246V244H122ZM129 246H130V244H129ZM114 247H115V244H114ZM111 248H113V247H111ZM124 248H125V246L123 248H120V249L123 250ZM120 249H118V250L120 252H124V254H125V251L124 250L122 251ZM111 251H112V249H111ZM128 251H129V253H127V252L126 253L131 254L130 250H128ZM135 251L137 252L136 249H135ZM135 251H133V255H134ZM114 253H115V249H114ZM122 254L123 253H121V255ZM133 255L131 257H134ZM135 255H137V254H135ZM126 256L127 255L125 254V258H127ZM117 257H118V254H117ZM116 260H118V258H116ZM121 260L123 262V259H121ZM121 260H119V261L121 262ZM126 260L127 259H125V261ZM130 261L135 264V261L133 259ZM110 262H111V260H110ZM110 262H109V264H110ZM124 263L127 264L126 262H124ZM116 264H118L117 261H116Z\"/></svg>",
    "mask_w": 264,
    "mask_h": 264
}]
</instances>
